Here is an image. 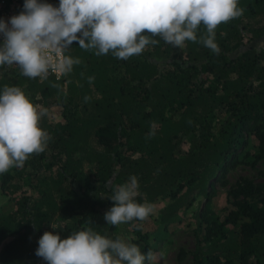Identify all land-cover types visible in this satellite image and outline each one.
I'll list each match as a JSON object with an SVG mask.
<instances>
[{"label":"trees","instance_id":"obj_1","mask_svg":"<svg viewBox=\"0 0 264 264\" xmlns=\"http://www.w3.org/2000/svg\"><path fill=\"white\" fill-rule=\"evenodd\" d=\"M238 6L243 15L216 29L219 54L199 42L177 47L153 37L155 45L120 60L73 42L66 56L80 63L60 81L40 83L16 65L0 68V92L18 87L33 105L61 107L64 120L52 124L45 113V151L32 154L11 179L16 167L0 174V181H10L3 188L10 196L26 180L41 182L37 196L25 194L14 214L0 218V264H47L36 255L45 232L66 239L91 228L115 240L118 226L103 217L114 206V188L131 176L139 204L185 189L162 210V223L199 197L209 198L220 171L236 162L248 125L264 126V0H239ZM205 34L201 25L198 39ZM184 144L188 150L180 153ZM227 212L224 221L217 219L216 239L198 237L195 264L251 256L264 264V193ZM199 228L204 231L202 222ZM142 242L135 245L146 256L150 249Z\"/></svg>","mask_w":264,"mask_h":264},{"label":"clouds","instance_id":"obj_2","mask_svg":"<svg viewBox=\"0 0 264 264\" xmlns=\"http://www.w3.org/2000/svg\"><path fill=\"white\" fill-rule=\"evenodd\" d=\"M238 5L239 0H60L55 7L43 0H25L19 15L0 20V66L18 65L25 77L46 78L49 69L66 73L80 63L64 55L73 42L97 56L111 53L127 60L155 45L153 37L177 47L199 42L219 54L216 29L243 15ZM201 25L206 34L198 39ZM44 114L20 88L5 86L0 92V174L22 168L32 154L45 151L49 136L40 127ZM138 189L135 176L116 186L114 206L104 221L113 226L145 221L153 208L135 201ZM38 244L36 255L47 264H144L152 258L135 244L109 239L91 228L66 239L45 232Z\"/></svg>","mask_w":264,"mask_h":264},{"label":"rangeland","instance_id":"obj_3","mask_svg":"<svg viewBox=\"0 0 264 264\" xmlns=\"http://www.w3.org/2000/svg\"><path fill=\"white\" fill-rule=\"evenodd\" d=\"M43 2L59 6L56 4H59L60 0H43ZM256 22L261 21H252L253 24ZM229 56L235 58L237 52H232ZM2 77L4 76L0 69V79ZM5 77L12 79L13 75L9 74ZM39 110L48 115L49 122L52 124L64 122L61 107L50 108L39 105ZM243 135L244 144L237 154L236 162L224 166L220 171L210 185V196L207 200L199 197L196 202L186 205L169 222L162 223V210L174 203L185 192V189L177 186L156 202L146 203L152 206L153 212L145 221L133 220L120 224L117 231L110 232L111 235L129 244L143 243L142 239H145L144 243L148 245L152 258L146 259L144 264H195L198 237L203 235L207 241L216 239L217 226L219 228L217 219L224 221L228 216L227 211L233 206L255 201L256 195L264 193V126L258 122L252 123L248 125ZM179 150L180 153L186 152L188 146L184 144ZM19 169L14 168L8 178L14 177ZM7 183H10L7 179L0 181V218L14 214L19 200L25 194L37 196L41 192L39 186L41 182L26 180L21 183L22 191L10 196L3 191ZM237 191H241V195L237 196ZM193 195L195 196L196 192ZM199 222L204 224V231L200 230ZM216 264H261V262L257 257L251 256L242 262L222 260Z\"/></svg>","mask_w":264,"mask_h":264},{"label":"built area","instance_id":"obj_4","mask_svg":"<svg viewBox=\"0 0 264 264\" xmlns=\"http://www.w3.org/2000/svg\"><path fill=\"white\" fill-rule=\"evenodd\" d=\"M25 0H0V20L10 21L13 16L19 15L23 10ZM59 7V6H55ZM10 26V25H9ZM4 37L0 34V46L3 44ZM67 52V51H66ZM66 52L64 55H66ZM14 66V65H13ZM19 67L18 65H16ZM65 76V72L53 71L49 69L46 78H36L40 83L45 82L50 79H56L58 81L62 80Z\"/></svg>","mask_w":264,"mask_h":264}]
</instances>
